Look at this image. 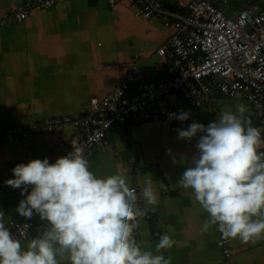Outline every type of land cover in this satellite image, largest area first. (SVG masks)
Returning a JSON list of instances; mask_svg holds the SVG:
<instances>
[{
	"label": "crops",
	"instance_id": "1",
	"mask_svg": "<svg viewBox=\"0 0 264 264\" xmlns=\"http://www.w3.org/2000/svg\"><path fill=\"white\" fill-rule=\"evenodd\" d=\"M210 1L231 17L240 8L256 4L255 0ZM37 3L0 0V128L84 115L91 97L108 93L136 61L148 79L161 77L167 73L168 61L156 51L176 31V24H188L189 15L186 0H164L149 18L137 12L148 0H59L49 9L38 8ZM15 9L28 14L23 19L9 15ZM239 103L263 136V125L240 96L215 94L201 105L190 106L189 113L207 126L220 112L235 111ZM180 128L186 129L160 118L145 123L128 120L110 129L104 141L85 155L90 170L100 177L121 174L140 191L146 178H152L158 204L141 201L148 211L139 221L138 243L145 250L155 251L160 235L167 233L175 241L171 249L163 250L171 264H264V237L247 244L231 239L232 255L227 259L218 227L203 230L208 214L192 190L178 183L196 153V138L178 139ZM75 130L70 124L41 135L37 143L27 138L0 143V212L9 229L25 198L21 189L5 183L14 178L12 169L33 159L54 163L66 155L68 148L62 144ZM45 223L37 216L35 228L20 241L23 247Z\"/></svg>",
	"mask_w": 264,
	"mask_h": 264
},
{
	"label": "clouds",
	"instance_id": "2",
	"mask_svg": "<svg viewBox=\"0 0 264 264\" xmlns=\"http://www.w3.org/2000/svg\"><path fill=\"white\" fill-rule=\"evenodd\" d=\"M169 115L190 119L183 110ZM176 131L178 139L196 138L192 166L178 183L192 190L208 214L203 230L217 226L225 239L243 244L264 237V136L243 103L220 112L207 126L193 121ZM72 148L54 163L33 159L12 169L14 178L5 183L25 196L17 213L28 220L38 215L46 223L25 248L0 212V264H171L163 254L175 243L169 234L160 235L155 251L145 250L135 235L148 211L141 201L158 204L152 178L138 194L121 174L97 176L83 147L73 143Z\"/></svg>",
	"mask_w": 264,
	"mask_h": 264
},
{
	"label": "built area",
	"instance_id": "3",
	"mask_svg": "<svg viewBox=\"0 0 264 264\" xmlns=\"http://www.w3.org/2000/svg\"><path fill=\"white\" fill-rule=\"evenodd\" d=\"M57 1L38 0L37 7L49 9ZM163 1L148 0L137 12L149 18L162 8ZM255 3L253 7L240 8L238 15L231 17L210 0H186L188 24H176V31L156 51L168 61L166 74L150 80L140 62H133L108 93L91 97L84 115H63L3 127L0 143L26 138L37 143L41 135L62 131L71 124L76 132L62 145L68 153L75 143L83 147L86 155L104 141L110 129H117L128 120L145 123L160 118L187 128L194 118L181 122L170 119L169 114L189 112L190 106L201 105L215 94L242 97L264 131V0ZM27 14L24 9H15L9 15L23 19ZM132 187L139 194V188ZM37 216L34 214L30 220L21 215L13 218L10 231L20 241L26 239L36 226ZM221 246L230 258L231 239L222 236Z\"/></svg>",
	"mask_w": 264,
	"mask_h": 264
}]
</instances>
